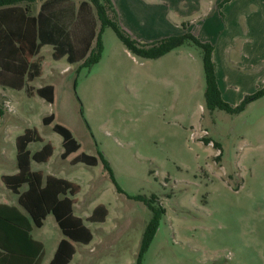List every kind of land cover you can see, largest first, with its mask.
<instances>
[{
	"label": "rangeland",
	"instance_id": "1",
	"mask_svg": "<svg viewBox=\"0 0 264 264\" xmlns=\"http://www.w3.org/2000/svg\"><path fill=\"white\" fill-rule=\"evenodd\" d=\"M155 2L116 0L120 27L136 36L146 14H158ZM167 17L175 20L170 12ZM162 28L163 33L167 28ZM100 41V56L89 67L54 61L49 46L40 49L41 75L29 85H52V103L27 96L24 89L0 87V176L16 173L15 138L34 128L42 142L29 143V153L46 142L53 152L47 162H31L29 169L80 187L72 208L76 217L84 219L98 204L106 207L103 223L84 222L92 239L73 244L69 264H137L151 213L131 199L136 196H154L152 206L164 209L139 264H264V96L237 115L209 113L198 48L181 46L145 60L129 54L110 28L102 30ZM263 80L239 81L222 99L236 106ZM48 115L53 121L43 126L41 119ZM52 124L65 127L78 152L95 157L96 165H70L75 154L61 160V138ZM203 139L210 143L204 145ZM101 157L130 198L116 191ZM23 190L25 185L18 191ZM0 203L17 206L16 195L1 181ZM31 236L42 243L40 264H47L62 238L52 216Z\"/></svg>",
	"mask_w": 264,
	"mask_h": 264
},
{
	"label": "trees",
	"instance_id": "2",
	"mask_svg": "<svg viewBox=\"0 0 264 264\" xmlns=\"http://www.w3.org/2000/svg\"><path fill=\"white\" fill-rule=\"evenodd\" d=\"M41 0H0V87L21 90L27 96L36 95L47 103H52L53 87L45 85L33 89L28 83L40 76L41 57L39 50L43 46H51V58L54 61L65 57L68 64L80 63L89 67L95 63L101 52L100 33L110 28L125 50L134 57L154 60L181 46H194L201 52V65L204 79V107L207 112L223 111L230 115L241 113L246 105L264 96V84L253 93L246 95L236 105L224 102L217 88L213 63L211 61L212 46L202 43L189 32L172 35L157 41L142 44L131 38L119 25L111 0H84L77 12L70 0H44L35 14L31 13L33 4ZM88 7L89 18L86 19L87 36L80 46L71 42L73 28L79 22V9ZM93 12V14H92ZM109 12V16H108ZM96 26L98 30L96 31ZM185 30L184 26L181 27ZM95 40L94 47L91 44ZM53 116L41 119L43 126L52 123ZM51 131L61 138V160L75 154L69 161L93 167L97 160L93 156L78 152L79 144L71 133L59 124H52ZM42 142L34 128H26L15 138L16 173L0 176L3 186L16 195L17 206L0 203V264H40L43 257V245L31 236L33 228H40L47 215H51L62 235L54 254L48 264H69L75 253L72 244L87 245L92 235L84 225L86 223L101 224L108 211L102 204L96 205L91 213L82 221L72 214L76 203L75 196L80 187L68 180L43 175L39 171H31L30 163H45L50 158L53 148L49 142L40 150L30 154L29 143ZM210 140L203 139L207 145ZM218 147L217 143H214ZM218 156V155H217ZM103 168L115 185L116 191L127 197L115 184L107 162L101 157ZM25 185V190L19 188ZM141 201L150 211L151 217L145 225L138 249L137 264L156 232L158 219L164 209L158 205L153 207L154 196L149 199L132 197Z\"/></svg>",
	"mask_w": 264,
	"mask_h": 264
},
{
	"label": "crops",
	"instance_id": "3",
	"mask_svg": "<svg viewBox=\"0 0 264 264\" xmlns=\"http://www.w3.org/2000/svg\"><path fill=\"white\" fill-rule=\"evenodd\" d=\"M42 1L44 0L33 4L32 14L37 12ZM70 1L77 12L84 0ZM115 1H113V6L118 16ZM153 1L159 5L158 8L160 7V9L157 8L158 14H146L147 19H143L142 24H137L138 27L134 31L138 34L135 36L131 33V37L134 36L136 41H150L189 32L200 42L211 45L214 77L221 98L224 93L229 94L231 90H236L235 86L239 81L247 83L264 77V0ZM162 4L166 7H162ZM168 12L175 17V20L171 21L167 17ZM78 15L79 22L73 28L70 39L74 45L80 46L82 39H85L88 33L86 26V19L90 16L88 7L80 8ZM147 21L151 25H154V22L159 24L154 25V28L147 25ZM161 23L167 28L163 33ZM182 25L185 30L181 28ZM141 32L144 37L139 34ZM49 47L52 53V48ZM38 56H40L39 53ZM61 59L65 60V57L59 60Z\"/></svg>",
	"mask_w": 264,
	"mask_h": 264
},
{
	"label": "built area",
	"instance_id": "4",
	"mask_svg": "<svg viewBox=\"0 0 264 264\" xmlns=\"http://www.w3.org/2000/svg\"><path fill=\"white\" fill-rule=\"evenodd\" d=\"M202 135L205 136V135H207V134H206V132L203 131V132H202Z\"/></svg>",
	"mask_w": 264,
	"mask_h": 264
}]
</instances>
